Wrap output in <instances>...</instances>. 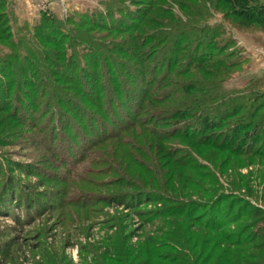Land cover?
I'll use <instances>...</instances> for the list:
<instances>
[{"label": "rangeland", "instance_id": "374dc122", "mask_svg": "<svg viewBox=\"0 0 264 264\" xmlns=\"http://www.w3.org/2000/svg\"><path fill=\"white\" fill-rule=\"evenodd\" d=\"M147 4V0H0V264H97L110 244L123 241L124 245L135 246L146 236H158L159 219L148 222L145 219L155 205L128 207L111 199L113 195L122 198L131 192L132 188L125 187L126 179L141 170H151L152 174L164 171L147 134L151 127L135 133L134 147L126 151L141 159L140 168L131 166L129 159H120L117 146L112 147L111 143L93 145L103 133L118 130L117 124L105 119L107 116L120 122V111L129 112L121 105V96L115 95L110 87L109 73L115 71L112 76L116 81L121 79L122 84L131 80L129 72L137 79L142 75L135 66L137 57L113 49L122 44L127 50L130 46L124 41L129 36L127 32L96 38L106 35L103 29L107 26L132 27L131 21L142 17ZM259 5L264 6V0ZM179 7L171 0L161 3V8L177 16L181 14ZM205 8L212 17L199 26H208L218 35L217 51L214 48L210 52L213 61H221L207 75L204 67L172 78L195 84L197 91H193L191 99L203 98L207 106L201 117L217 118V111L233 103L237 108L244 107L241 114L249 107H262L257 118L264 119V31L258 27L237 29L229 25V19L222 20L224 10L208 4ZM44 12L49 17H43ZM217 23L221 24L219 30L213 28ZM79 32L93 37L94 42L81 40L78 46L70 47L69 41L76 40ZM41 33L56 46L47 43ZM95 43L105 44L102 49L108 58L106 67L89 68L95 73V82L105 88L97 97L101 102L99 108L86 103L81 96L84 88L79 95L80 89L71 87V80L66 78L83 76L81 69L64 68L70 59L85 66V59L92 55L87 44ZM202 44H206L204 38ZM162 50L157 49L146 65L143 62L146 79L151 72L157 80L165 77L167 61H163ZM180 54L182 51L176 57L181 58ZM40 58H47L46 62ZM179 64L187 65L185 61ZM20 65L26 72L19 76ZM41 65L43 69L39 70ZM50 68H55L56 73ZM10 76L14 80L11 87L5 84ZM18 78L29 81L32 87L19 88ZM20 91L21 100L17 95ZM29 91L38 103L33 113L22 103L23 98L30 99L24 94ZM88 93L96 95L93 90ZM58 96L68 107L58 106ZM71 96L75 97L69 104ZM109 97L118 100L122 110H116L111 100L108 102ZM75 102L85 111L77 108ZM79 113L83 120L91 115L99 119L78 122ZM229 121H225L224 128L234 118ZM193 122L178 123L173 129H188ZM126 136L127 133L121 134L122 139ZM164 146L173 151V158L185 160L189 166L176 168L182 176L177 187L190 192L191 198L186 201L202 202L201 209L192 213L196 226L205 218L216 224L222 222V216L232 205L233 213L237 211L240 204L233 202L242 199L264 209V155L232 156L211 148L196 149L176 138L167 139ZM170 173L177 175L175 168ZM154 178L142 174V185L135 189L161 193L165 190L162 180L156 184ZM185 178L190 180L186 188ZM239 222L245 224L244 216Z\"/></svg>", "mask_w": 264, "mask_h": 264}, {"label": "trees", "instance_id": "16d2710c", "mask_svg": "<svg viewBox=\"0 0 264 264\" xmlns=\"http://www.w3.org/2000/svg\"><path fill=\"white\" fill-rule=\"evenodd\" d=\"M164 1L147 0L145 12L141 18L131 21L132 27L128 28L123 24L107 26L106 30L103 29L106 35L100 34L102 36L96 38L107 37L108 33L122 35L127 32L129 36L124 40L125 44L130 45L127 50L122 44L113 49L119 50L121 53L128 51L127 53L131 52L134 57H137L135 58V66L137 72L139 71L142 75L140 79H137L133 77V73L129 72L127 76L131 80L122 84L121 79L119 82L112 76L115 71L109 73L110 87L114 88L115 95L121 96V105L125 106L129 112L126 114L120 111L121 115L119 116L122 119L120 122H117L118 120L114 117L107 116L105 119H109L115 125L117 124L118 130L108 134L101 133L102 135L96 139L93 145L99 147L111 143L112 147L117 146L116 154L120 155V159H129L131 166L140 168L139 161L141 159L126 151L127 148L134 147V134L149 126L151 132L147 134L152 139V146L156 150L161 169L164 170L160 171L162 174H152L151 170H141L142 172L140 171L139 174L126 179L127 186L125 187L132 188L133 192H128L122 198H117L116 195L111 197L112 200L121 201L128 207L140 204L155 205L154 210L148 212L145 219L147 222L159 219V226L156 229L158 236H146L135 246L124 245L123 241L115 245L110 244L105 253L100 256V262L97 264H264V209L259 206H251L242 198L238 202L237 199H232V201H236L233 203L240 204L236 212L233 213L232 205L222 216V222L216 224L205 218L196 226L193 222L192 213L201 209L202 202L186 201V198H191L190 192H184L177 187L182 176L181 172H176V168L187 169L189 166L185 160L173 158V151H167L164 146L167 139L176 138L196 149L211 148L220 152H227L232 156L241 154L264 155V119L257 118L262 107H256V109L249 107L241 114L244 107L237 108L236 104L229 103L224 110L217 111L219 114L217 118L212 119L204 115L201 117L200 114L206 111L205 107L207 106L203 98L200 100L198 98L197 100L191 99L193 91H197L195 84L183 79L172 78V75L184 77L191 74L193 70L201 71L204 67L205 75H207L209 74L207 71L212 70V67L221 61H213V55L210 52L214 48L217 51L215 39L218 35L208 26H199V23H205L212 17L206 12L205 4L214 5L215 9L224 10L222 20L229 19V25L237 29L258 27L263 31L264 6L259 5L260 0H171L180 6L181 14L177 16L169 13L170 10L161 8V3ZM191 1L195 3L191 4ZM182 8L184 9L182 10ZM48 15L49 13H43V17H49ZM215 25L213 28L219 30L221 24ZM41 37L47 43L56 46L55 42L47 41V37L43 33H41ZM202 38L206 40V44H202ZM81 40H87L89 43L94 42L93 37L79 32L76 40L69 41L70 47L78 46ZM110 42L114 44L116 41L110 40ZM100 43L87 44L92 50V55L89 59H85V66L82 67L79 61L70 59L68 66L64 67L72 69L71 71L81 69L83 76L68 75L66 78L71 80V87L80 89L79 95L84 88L81 96L86 103L96 108L101 106L99 95L105 88L95 82V73L89 68L97 65H101L103 68L107 66L105 64L108 63V58L102 49L105 44ZM147 49H149L148 52ZM157 49L165 51V53H160L163 56V61H167L163 70L165 77L157 80L151 72L146 79L144 76L146 69L142 67V64L145 62L146 65ZM179 51H182L181 58L176 57ZM46 59L40 58L39 60L46 62ZM180 61H185L187 65L181 67ZM220 64L219 62L218 65ZM19 67L17 70L20 72V76L26 71L23 65ZM38 69L42 70L43 66L41 65ZM50 70L55 73L57 71L55 68H50ZM154 72L155 70H153ZM11 76L8 77L9 81L7 80L5 83L9 87L14 83ZM19 78L16 80L19 88L20 85L24 89L32 87L29 81ZM89 90H93L96 95H89ZM21 92L17 94L20 100ZM24 94L30 99L23 98L22 103L26 109L33 113V110L38 107V103L30 91L24 92ZM71 97L72 101L70 100L69 104L74 101L73 97L75 96ZM56 99L59 107L61 104L67 106L61 97L58 96ZM117 99L120 100L119 96ZM110 100L116 110H122L118 100L109 97L108 102ZM50 101L52 102L53 98ZM75 106L82 109L83 112L85 111L76 102ZM77 115L79 117L78 122L82 123L89 122L90 119L96 121L99 119V117L91 115L90 119L83 120L81 113ZM232 118L234 121L228 128H224L225 121L228 123ZM187 121L197 122L189 125L188 129H173L178 123ZM167 127L172 128L164 130ZM123 133H127V136L122 139L121 134ZM138 139L139 142L142 141L139 134ZM174 168L176 176L170 173ZM126 169L125 173L127 174L130 167ZM142 174L155 176L156 184L161 183L162 180L165 190L161 193H151L135 189L142 185ZM183 180L186 188L190 180L189 178ZM148 181L153 183V180ZM158 186L160 187V184ZM139 214L141 215L143 212H139ZM212 215L215 214L212 213ZM242 216L246 220L245 224L239 222ZM230 224H236V226L231 227ZM111 250H115L114 255L111 254Z\"/></svg>", "mask_w": 264, "mask_h": 264}]
</instances>
